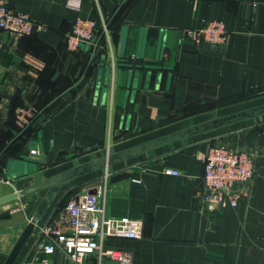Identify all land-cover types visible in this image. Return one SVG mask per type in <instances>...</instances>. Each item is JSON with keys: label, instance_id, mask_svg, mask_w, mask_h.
Wrapping results in <instances>:
<instances>
[{"label": "crops", "instance_id": "1", "mask_svg": "<svg viewBox=\"0 0 264 264\" xmlns=\"http://www.w3.org/2000/svg\"><path fill=\"white\" fill-rule=\"evenodd\" d=\"M68 1H10L43 29L2 34L0 202L19 196L0 204V264L32 221L14 264H75L43 245H56L48 231L87 192L108 217L143 222L141 239L105 242L131 264H264V0ZM80 16L98 33L72 50ZM208 20L226 24L224 45L184 36ZM219 144L255 158L251 195L235 208L200 197L201 155Z\"/></svg>", "mask_w": 264, "mask_h": 264}, {"label": "built area", "instance_id": "2", "mask_svg": "<svg viewBox=\"0 0 264 264\" xmlns=\"http://www.w3.org/2000/svg\"><path fill=\"white\" fill-rule=\"evenodd\" d=\"M10 1L0 0V45L3 33L17 42L43 29L28 14L11 8ZM68 5L79 10L81 0H69ZM97 33L96 21L80 16L67 35L68 46L77 50L83 44L91 43ZM228 33L226 24L219 20H208L201 28L183 30L186 39L195 46L205 43L220 47L226 43ZM31 156L38 157V150L32 149ZM201 161L204 164V189L200 194L203 202L221 208H235L251 195L248 183L253 181L257 172L252 153L219 144L203 153ZM169 172L180 174L178 171ZM143 227L140 220L108 217L99 192H87L72 200L66 207L62 222L48 231L47 234L56 239V245L44 244L43 248L47 254H54L59 248L75 264H87L90 257H94L95 264H131L128 253L108 248L105 242L109 238L141 239Z\"/></svg>", "mask_w": 264, "mask_h": 264}, {"label": "water", "instance_id": "3", "mask_svg": "<svg viewBox=\"0 0 264 264\" xmlns=\"http://www.w3.org/2000/svg\"><path fill=\"white\" fill-rule=\"evenodd\" d=\"M97 43H98V41H97ZM19 194H21V193H19ZM18 196H19L18 193H14L11 197H9L5 200H2V202H0V204L4 203V201L6 202L7 200L14 199ZM34 228H35V221H32L31 223H29L27 225V227L25 228V230L21 234L20 238L18 239L17 243L15 244L14 248L12 249L10 254L8 255L4 264H14L16 262L20 253L22 252L24 246L26 245L27 241L29 240L31 235L34 233Z\"/></svg>", "mask_w": 264, "mask_h": 264}, {"label": "trees", "instance_id": "4", "mask_svg": "<svg viewBox=\"0 0 264 264\" xmlns=\"http://www.w3.org/2000/svg\"><path fill=\"white\" fill-rule=\"evenodd\" d=\"M72 31V30H71ZM33 34H35V33H33ZM33 34H31V35H33ZM27 36H30V35H27ZM27 36H24V37H27ZM23 37V38H24ZM125 67H133L134 68V66L136 67V66H140L139 64H137L136 62H128V63H126V65H124ZM264 110V108H261V110ZM249 113L248 112H245V113H242V114H238V115H235V116H231V117H228V118H226V119H223L222 121H220V122H225V121H232V120H234V119H236V118H241V117H243V116H246V115H248ZM218 124H219V122H218ZM198 130H199V128H197ZM197 129H195V131L197 130Z\"/></svg>", "mask_w": 264, "mask_h": 264}, {"label": "rangeland", "instance_id": "5", "mask_svg": "<svg viewBox=\"0 0 264 264\" xmlns=\"http://www.w3.org/2000/svg\"><path fill=\"white\" fill-rule=\"evenodd\" d=\"M264 95V93H259V95H256V98L262 97Z\"/></svg>", "mask_w": 264, "mask_h": 264}]
</instances>
